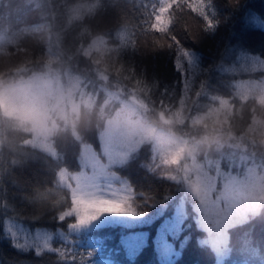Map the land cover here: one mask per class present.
I'll return each instance as SVG.
<instances>
[{"label": "trees", "instance_id": "1", "mask_svg": "<svg viewBox=\"0 0 264 264\" xmlns=\"http://www.w3.org/2000/svg\"><path fill=\"white\" fill-rule=\"evenodd\" d=\"M262 2L174 0L158 18V0H0V77L14 71L31 75L51 63L63 76H79L90 100L94 97L90 102L84 96L88 100L73 114L72 126L59 122L51 137L55 154L28 142L26 120L0 110V264H95L100 257L115 264H217L190 203L179 232L168 235L175 250L170 263L156 248L159 217L142 226L106 224L66 232L75 216H60L71 199L58 171L79 168L80 138L100 153L98 132L110 113L108 105L101 107L104 88L135 91L150 108L145 120L155 127L166 124L172 132L198 139L208 132L204 125L252 136L254 118L264 121V103L255 94H243L238 84L264 81V71L244 63L247 55L264 56V28L252 20L255 15L264 20ZM184 98L190 102L188 117L204 115L198 126L187 119H160L159 109L177 107ZM258 138L245 150H232V169L264 162V137ZM151 145L142 143L113 168L131 188L132 204L146 213L169 207L179 193L175 180L151 166ZM213 149L208 154L229 168ZM198 150L204 149L198 144ZM4 218L50 237L43 246L24 244L6 234ZM138 228L147 237L131 254L122 235ZM227 231L229 257L221 264L264 256V203Z\"/></svg>", "mask_w": 264, "mask_h": 264}, {"label": "rangeland", "instance_id": "2", "mask_svg": "<svg viewBox=\"0 0 264 264\" xmlns=\"http://www.w3.org/2000/svg\"><path fill=\"white\" fill-rule=\"evenodd\" d=\"M171 1L174 0H158V18H162ZM262 5L261 12H264V2ZM248 11L246 9L245 13ZM252 20L264 28V20L259 19L258 15ZM183 53L187 56L186 52ZM247 56L245 64L250 61L252 70L264 71V56ZM85 86L79 76L70 73H64L63 76L51 63L31 75L14 71L0 77V110L7 116L18 115L26 120L31 130L28 142L55 154L51 137L59 122L72 126L73 114L80 103L94 100V97L90 100ZM238 87L243 94H255L264 103V81H242ZM104 92L106 96L101 107L108 105L110 113L98 132L100 153L88 141L79 137V168L74 171L61 168L58 171V180L69 189L71 199L70 208L60 216H75V221L69 223L66 232L77 233L106 224L142 226L151 224L159 217L162 220H159L156 232V248L162 261L170 263L175 250L168 235L175 236L179 232L187 213V204L190 203L200 227L206 231L202 241L213 248L217 264H221L229 257L228 227L244 221L264 203V162L260 165L239 163L234 170L231 165L235 161L229 160L234 148L245 150V146L250 143H258L259 135L264 137L262 118L256 116L252 121L249 128L252 136H238L221 126L207 128L204 125L203 128L208 131L204 137L191 138L172 132L166 128V124H162L165 128L155 127L145 120L150 108L135 91L124 92L118 87L104 88ZM189 103L184 98L177 107L159 109L160 119L166 123H183L187 119L189 124L198 126L204 115L188 117ZM262 140L264 143V138ZM144 142L152 143L151 166L159 167L179 184L178 195L170 200L172 205L148 213L132 204L134 194L131 188L113 169L127 160ZM198 144L204 149L202 153L198 150ZM208 148H214L220 157L224 156L229 168L222 167L220 159H214L211 152L208 154ZM228 150L229 153L226 152ZM241 159L242 155L239 161ZM241 164H244L243 168L238 170ZM13 221L11 218L3 219L5 232L24 244L37 242L43 246L50 237L40 229L27 231ZM122 236L129 253L135 254L144 244L147 232L138 228ZM95 264L115 263L100 257ZM233 264H264V256L242 259Z\"/></svg>", "mask_w": 264, "mask_h": 264}]
</instances>
